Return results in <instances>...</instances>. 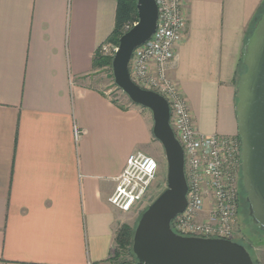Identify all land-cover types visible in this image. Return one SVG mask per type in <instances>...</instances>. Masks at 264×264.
Masks as SVG:
<instances>
[{
    "label": "crops",
    "instance_id": "0c3cea01",
    "mask_svg": "<svg viewBox=\"0 0 264 264\" xmlns=\"http://www.w3.org/2000/svg\"><path fill=\"white\" fill-rule=\"evenodd\" d=\"M118 1L0 0V264H105L126 214L159 192L130 213L108 201L132 152L164 149L140 105L91 83ZM263 10L264 0H186L169 76L206 135L238 136L236 79Z\"/></svg>",
    "mask_w": 264,
    "mask_h": 264
},
{
    "label": "water",
    "instance_id": "95a60500",
    "mask_svg": "<svg viewBox=\"0 0 264 264\" xmlns=\"http://www.w3.org/2000/svg\"><path fill=\"white\" fill-rule=\"evenodd\" d=\"M138 22L119 39L112 59L115 84L153 115L152 133L167 160V187L141 213L132 251L140 264H255L244 244L221 238L183 236L173 230L174 218L187 206L185 154L171 126L168 101L136 84L129 71L134 50L157 29L156 0H137ZM237 86L236 113L241 140V177L254 224L264 230V11L244 46Z\"/></svg>",
    "mask_w": 264,
    "mask_h": 264
},
{
    "label": "built area",
    "instance_id": "2783aa9c",
    "mask_svg": "<svg viewBox=\"0 0 264 264\" xmlns=\"http://www.w3.org/2000/svg\"><path fill=\"white\" fill-rule=\"evenodd\" d=\"M156 3L157 29L148 41L134 50L129 71L136 84L161 94L168 101L171 126L184 150L187 206L174 218L172 227L183 236L235 241L239 239L241 140L238 136L206 135L199 130L181 86L169 76L187 30L186 0H156ZM137 22L126 23L123 33ZM117 50L118 45L111 42L100 48L104 56L112 59ZM74 132L78 138L82 131L75 126ZM159 168L156 158L140 150L132 152L116 177L109 203L124 213L142 205ZM105 264L112 262L108 260Z\"/></svg>",
    "mask_w": 264,
    "mask_h": 264
},
{
    "label": "rangeland",
    "instance_id": "374dc122",
    "mask_svg": "<svg viewBox=\"0 0 264 264\" xmlns=\"http://www.w3.org/2000/svg\"><path fill=\"white\" fill-rule=\"evenodd\" d=\"M108 58H111V57H108ZM240 71L244 72L245 67H241ZM91 83L100 87L104 91H106L111 97V99L117 102L119 105L127 106L130 103L132 104V101L130 100L128 95L125 94L115 84L112 64L98 68V71L95 73L94 77L92 78ZM141 108H143L144 112L148 115L149 119L152 122V127H153L154 121H153L152 112L148 108H145L142 106ZM153 153L154 155H156V159L161 164L159 174L157 175V178L152 185V186H155L156 184H159V192L156 193V195L158 196L167 187L168 165H167V160H166L164 149H161L160 152L157 151V154H156V150L155 148H153ZM238 192H239V197H240L238 224H237L238 237L245 244L246 248L251 253L252 258L258 261V264H264V230H261L259 226L254 224L252 221V218L249 213V205L248 203H246L247 194H245L246 191L242 185V179H240L239 181ZM156 195H155V198L157 197ZM155 198L154 197L153 198L148 197V199L146 198V203L150 202L151 204L152 201L155 200ZM148 206L149 205H147L143 209V211ZM138 218L139 216L126 214L121 226L128 225L131 228H134V226L138 222ZM120 261H128L130 262L129 264H132V259L130 255L127 253L122 254ZM119 263L120 262H112V264H119Z\"/></svg>",
    "mask_w": 264,
    "mask_h": 264
},
{
    "label": "trees",
    "instance_id": "16d2710c",
    "mask_svg": "<svg viewBox=\"0 0 264 264\" xmlns=\"http://www.w3.org/2000/svg\"><path fill=\"white\" fill-rule=\"evenodd\" d=\"M263 11H262V13H263ZM134 21H138L137 0H119L118 1V8H117V16H116V27H115L111 37L109 38V42L115 43L116 45H118L119 39L123 35L124 25L128 22H134ZM253 30H252V32H253ZM252 32L249 35V37L252 35ZM249 37H248V39H249ZM111 64H112L111 58H108V56H106V57L103 56L102 53L96 54L95 60H94V66L96 68H101V67H104L106 65H111ZM241 67H244L243 57L241 60ZM241 67H240V70H241ZM242 73L243 72H241V71H239V73H238V76L236 79L237 85H238V81H239ZM239 202H240V199H239ZM139 218H140V216H139ZM139 218H138V220H139ZM136 225L134 226V228H131L128 225H123L118 230L116 238H115V249H114L111 257L109 258L110 262H120L119 264H129L130 262H128V261H120L122 254L127 253L130 255V257L132 259V264H140L138 262L136 256L134 255L133 251H132L133 236H134ZM235 241H237L241 244H244L240 239H236ZM253 260H254L255 264H258V261H256L255 259H253Z\"/></svg>",
    "mask_w": 264,
    "mask_h": 264
},
{
    "label": "flooded vegetation",
    "instance_id": "af4514ba",
    "mask_svg": "<svg viewBox=\"0 0 264 264\" xmlns=\"http://www.w3.org/2000/svg\"><path fill=\"white\" fill-rule=\"evenodd\" d=\"M240 179H242V178H240ZM240 198V197H239Z\"/></svg>",
    "mask_w": 264,
    "mask_h": 264
}]
</instances>
